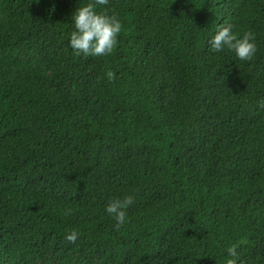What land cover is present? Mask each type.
Wrapping results in <instances>:
<instances>
[{
	"label": "trees",
	"instance_id": "16d2710c",
	"mask_svg": "<svg viewBox=\"0 0 264 264\" xmlns=\"http://www.w3.org/2000/svg\"><path fill=\"white\" fill-rule=\"evenodd\" d=\"M85 2L0 0V264H264V0H109L97 57ZM229 24L251 60L208 49Z\"/></svg>",
	"mask_w": 264,
	"mask_h": 264
},
{
	"label": "clouds",
	"instance_id": "9594fccd",
	"mask_svg": "<svg viewBox=\"0 0 264 264\" xmlns=\"http://www.w3.org/2000/svg\"><path fill=\"white\" fill-rule=\"evenodd\" d=\"M109 0H91L81 3L72 13L71 22L73 30L68 38V45L77 55L106 56L112 53L117 46L118 35L122 31V21L113 13L107 14L100 6L107 5ZM208 49L213 53L229 52L240 61H249L257 51L255 33L245 31L242 34L233 30L232 25H220L207 41ZM106 77L111 80L114 73L108 70ZM240 181L230 190L233 194L242 198L243 186ZM133 203L132 196L122 199H113L105 206V212L116 221V227L126 223V210ZM68 212L71 209H67ZM78 233L71 231L65 238L69 242H75ZM228 258L225 264H237L238 252L235 247L227 248Z\"/></svg>",
	"mask_w": 264,
	"mask_h": 264
}]
</instances>
